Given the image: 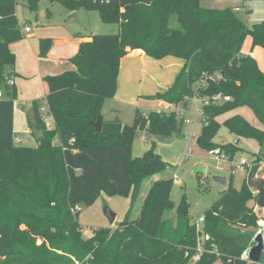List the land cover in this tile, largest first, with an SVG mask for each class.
<instances>
[{"label": "trees", "instance_id": "obj_1", "mask_svg": "<svg viewBox=\"0 0 264 264\" xmlns=\"http://www.w3.org/2000/svg\"><path fill=\"white\" fill-rule=\"evenodd\" d=\"M41 2L57 3L68 13L96 11L103 24L117 25L118 33L89 36L69 59L73 69L43 78L48 93L31 102L35 122H28L29 130L42 129L43 137L28 148L14 142L16 90L7 81L15 56L9 47L25 37L15 16L17 4L37 12ZM247 36L251 49L264 48V20L248 26L233 7L203 8L200 0H0V264H76L86 257L89 264H190L201 238L200 258L192 264H247L242 253L258 221H264V179L253 172L240 191L228 181L205 213L200 232L189 220L185 199L175 221L163 219L173 206V178L153 181L138 218L130 219L129 209L115 230L97 229L84 239L77 221L78 207L92 205L99 194L135 197L145 179L168 166L153 150L131 157L138 132L183 136L184 120L176 108L136 109L130 126L103 120L101 131H95L93 124L116 93L120 63L129 51L184 61L173 85L157 99L184 110L191 99L201 102L200 146L233 159L240 151L238 140L252 139L259 145L257 155L264 154V72L252 56L241 54ZM51 43L39 41V56ZM217 94L230 100L214 102ZM42 105L48 107L53 129L41 120ZM239 107L250 109L262 128L236 114L217 121ZM221 127L237 142L214 143Z\"/></svg>", "mask_w": 264, "mask_h": 264}, {"label": "rangeland", "instance_id": "obj_2", "mask_svg": "<svg viewBox=\"0 0 264 264\" xmlns=\"http://www.w3.org/2000/svg\"><path fill=\"white\" fill-rule=\"evenodd\" d=\"M229 2L217 3L216 0H200V5L203 8L212 7L221 9L224 8L223 6H227V4H235L233 10L235 11L236 7L240 8V10L242 9L240 12L235 11V13L248 26H252L264 20V0H250L247 3L248 7L245 9H243L245 6L244 0H235L232 3ZM46 10H48L49 15L47 16V13L45 16H42V12H46ZM247 10H249V12H247ZM15 16L21 26L27 25L32 28L34 41L38 43V53L40 38L50 39L52 41V47L49 52L55 55L54 57L58 60L63 59L61 53L63 47L59 49L56 45V48L52 49L54 38L73 37L72 34L77 33H91L92 35H113L118 33V26L103 24L96 11L87 12L80 10L78 18L74 19V17L57 3L49 4L47 2H41L37 12L30 11L24 4L18 3L15 9ZM250 47L251 38L247 36L243 42L242 51L252 52L254 55L252 58L256 61L260 70L264 72V48L256 46L251 49ZM164 67H167V65H164ZM51 69L57 71L58 75L73 68L68 61H63V64L55 67L52 66ZM148 73L151 74L152 72ZM152 74L158 78V81L160 79L162 81L165 80V72L157 71ZM140 80L141 77L135 74L131 84L132 92L137 91L136 88H139ZM153 84L154 82L151 79H147L144 87L148 89L150 86H154ZM44 94L42 95L43 98H45ZM111 105L113 106L111 107ZM150 105L152 104L146 101H141L137 107L123 104L115 105L113 102H107L103 113L105 116L104 121L117 120L123 125L130 126L137 108L145 113L148 111L171 112L175 111L176 108L177 117L185 121L183 136L179 138L174 136L166 137L152 135L147 131H140L135 135L131 143L132 158L142 157L148 150H153L168 166L159 173L145 179L139 186V193L135 197L132 193L128 197L106 196L101 193L92 205L78 207L79 213L77 221L81 227L80 232L84 239L92 237L97 229H117L125 219L129 209L130 219L138 218L144 196L153 181L159 178H174L170 195L173 206L164 212V220H176V208L182 199H185L189 205L188 217L192 223L204 217L207 210L221 197L225 190L220 184L213 181V177L226 178L227 181L232 180L231 188L235 191H240L242 188L246 173L235 169L234 164L239 161L240 156H243L244 150L256 152L259 146L257 141L252 139L239 141L238 145L235 146H237L240 151L235 157L231 160L226 159L221 165H218L215 157L209 153L208 149L197 143L200 138L202 127V121L199 116V109L201 107L200 101L191 99L186 110L170 105L169 109L166 108V110L161 111L155 110V108L150 107ZM13 108V131L15 137L20 139V143H16V145L28 148L35 147L36 140L43 137V130L36 127H33L32 131L26 130L28 122H35L33 111L29 110L30 108L28 109L27 105L22 107L16 100L14 101ZM239 108V112L246 120L256 123L259 125L258 128L261 127V124L256 120L251 110L246 107ZM180 109L181 111H179ZM40 115L42 117L46 116L41 112ZM47 120L50 124L52 123L50 118H47ZM187 120L190 122L186 123ZM236 140V137L229 133L224 127H221L213 138V142L216 144L235 143ZM71 141L72 140H70V142ZM197 168H204L206 172L195 174ZM252 205L251 203L249 206ZM105 208L109 209L115 215L112 224L109 223L104 215ZM253 212L256 213V210L254 209ZM259 223L260 221H258V226ZM86 234L88 236H85ZM202 243L203 239L201 238L199 240L200 249H202ZM84 262L89 264L87 257L76 264ZM191 262L193 263L192 260Z\"/></svg>", "mask_w": 264, "mask_h": 264}, {"label": "crops", "instance_id": "obj_3", "mask_svg": "<svg viewBox=\"0 0 264 264\" xmlns=\"http://www.w3.org/2000/svg\"><path fill=\"white\" fill-rule=\"evenodd\" d=\"M233 1L235 0H220V1L216 0L217 3L218 2L232 3ZM234 5L235 4H227V6H231V7H234ZM207 8H212V7H207ZM79 12L80 11L71 12L69 14L72 16L73 13H75L76 16L74 17V19H76L79 16ZM42 16H45V12H42ZM91 35H92L91 33L90 34L77 33V34H72L73 37L67 36L62 38H54V45L52 49H55L56 45L59 49L63 47V51L61 52L63 59L60 60L55 58L54 57L55 55L49 52L50 49L48 50L47 54L44 57L39 56L38 43L34 41V37L32 35V28L29 33H25L24 39L11 44L9 48L10 51L15 56V62L12 70L10 71V75L11 78L14 80V88L16 90V102L22 107L27 105V108L28 109L30 108L29 110H31V102L33 100L42 99L43 98L42 95L44 93H45L44 96L46 97L48 93V88L46 83L43 81V78L46 76L57 75L58 72L52 70L53 69V68L51 69L52 66L54 67L60 66L61 64H63V61H68V63L71 65L69 59L77 53L80 42L87 40ZM41 39H46V38H40V40ZM248 53H251V56L254 57L252 52H245L244 50L241 52V54L244 56L248 55ZM164 65H167V67H164ZM183 66H184V61L173 57H165L161 60H154L148 57L145 53H143L140 50L129 51L128 54L121 60L120 63L116 93L112 99L107 100L104 103V106L102 108L101 115L103 117V120H105V116L103 115V113L107 102H113L115 105L123 104L132 107H137V105H139L141 101H146L148 103H151L152 105H150V107L155 108V110L162 111V110H166V108L169 109L170 105H168L166 102L162 100L157 99V97L160 94H163L165 91L169 89L171 85H173L177 77V74L181 72ZM71 67L73 68L72 65ZM157 71L165 72V80L163 81L161 79L159 81L157 80L158 78L152 74ZM148 72H152V73L150 74ZM135 74H137V76H140L141 80L139 83V88H136L137 91L132 92L131 84L133 82ZM147 79H151L154 82L153 84L154 86H150L148 89L144 87ZM112 106L113 105H111V107ZM239 109L240 108H237L232 112L217 117V121L219 123H222L225 119L229 118L234 114L243 117V115L239 112ZM249 123L256 127L259 126L253 122H249ZM26 130H29V128L27 127ZM29 131H32V129ZM13 136L14 138H18L15 137L14 131H13ZM241 140L246 141V139H239L238 142L236 140L237 145ZM258 151H259V146L256 152H248L244 150L243 155H247V156L254 155L257 154ZM227 186H228V181H227ZM255 210L257 211L256 208ZM213 264H223V263L220 260H217Z\"/></svg>", "mask_w": 264, "mask_h": 264}, {"label": "built area", "instance_id": "obj_4", "mask_svg": "<svg viewBox=\"0 0 264 264\" xmlns=\"http://www.w3.org/2000/svg\"><path fill=\"white\" fill-rule=\"evenodd\" d=\"M248 1H250V0H244L245 6L243 7V9L248 7V4H247ZM241 10L238 7L235 8L236 12H240ZM19 25H20L21 29L23 30L24 34L29 33L31 31V27H29V26L23 27V26H21L20 23H19ZM248 56H251V53H249ZM7 84L9 87H14V80L12 78H9L7 81ZM2 96H3L2 92L0 91V98ZM194 100H197V99H194ZM213 100H214V102L229 101L230 98L229 97H222L220 94H217L214 96ZM179 111H181V109ZM39 112L44 113L46 115L45 117L41 116V120L43 121L45 127L47 129H53L54 128V121H53V118H52V116L48 110V107L46 105H42L39 108ZM199 116L201 118V121H203L201 110L199 111ZM47 118H50L52 120L51 124L48 122ZM189 122L190 121H188V120L186 121V123H189ZM188 136H191V135H188ZM14 142H15V144L19 143V139L14 138ZM209 153L215 157L218 165H221V163L224 162L226 159L231 160L228 155H226L222 151H219L218 149L209 151ZM234 168L238 169L241 172H245L246 173L245 179L251 174V172L254 173V178L264 179V154L260 155V156H258L257 154L248 155V156L243 155L240 157L239 161L234 164ZM252 193H254V192H252ZM203 222H204V217H201L198 221L194 222V225H195L197 231L200 232L202 230ZM87 234L85 236H88ZM257 234L262 235V238L264 240V221H260L259 226H258L257 230L255 231L254 236L252 237L250 246L242 253L241 257L243 259H245L246 261H247L248 253H249L251 247L253 245H255L254 238ZM205 238L207 239L208 237H205ZM201 252H202V249L199 248V244H198L197 253L192 257L193 262H196L199 260ZM81 264H87V263L84 262ZM247 264H249L248 261H247Z\"/></svg>", "mask_w": 264, "mask_h": 264}, {"label": "water", "instance_id": "obj_5", "mask_svg": "<svg viewBox=\"0 0 264 264\" xmlns=\"http://www.w3.org/2000/svg\"><path fill=\"white\" fill-rule=\"evenodd\" d=\"M75 17V13L72 15ZM102 123H103V117L102 115H99L97 118V121L93 124V127L97 133H99L102 129ZM200 139H198L197 143L199 144ZM206 170L204 168H197L195 170V174L198 173H205ZM213 181L220 184L224 189L227 188V179L222 177H213ZM104 215L109 221L110 224L113 223L115 215L107 208L104 210ZM254 243L248 253L247 261L249 264H261V257L264 252V240L262 238V235L257 234L254 238Z\"/></svg>", "mask_w": 264, "mask_h": 264}]
</instances>
